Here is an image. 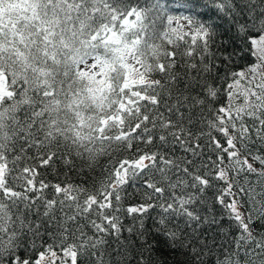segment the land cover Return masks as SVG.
<instances>
[{
  "label": "snow or ice",
  "instance_id": "obj_1",
  "mask_svg": "<svg viewBox=\"0 0 264 264\" xmlns=\"http://www.w3.org/2000/svg\"><path fill=\"white\" fill-rule=\"evenodd\" d=\"M174 6L190 14H169L165 0H146L143 7L139 0H0V264H65L57 249L71 264L78 256L87 264H146L143 250L152 246L142 218L153 208L159 210L156 232L171 247L188 249L179 224L170 225L180 218L186 227L219 223L192 207L203 202L213 180L223 182L216 202L235 222L238 238L217 251L192 247L186 253L191 264H205L206 255L212 264H264V235L257 238L252 228L264 222V185L258 191L249 179L264 178V0H179ZM214 20L234 35L231 50L218 49L212 58L226 66L246 61L230 73L229 104L220 107L213 104L219 77L203 79L216 67L206 58L219 27ZM153 73L165 83L151 79ZM241 82L244 102L236 106L233 89ZM193 125L202 127L193 131ZM205 136L215 158L203 159ZM133 140L157 141V151L121 160L99 198L81 200L84 189L73 185L37 184V167L28 163L43 167L57 155L94 160L106 146L130 149ZM29 149L37 152L29 155ZM136 180L154 202L122 209L120 192ZM241 194L248 214L236 198ZM121 211L135 215L140 229L125 228ZM124 231L144 240L138 257L134 241L124 246ZM109 236L120 246L112 247Z\"/></svg>",
  "mask_w": 264,
  "mask_h": 264
},
{
  "label": "trees",
  "instance_id": "obj_2",
  "mask_svg": "<svg viewBox=\"0 0 264 264\" xmlns=\"http://www.w3.org/2000/svg\"><path fill=\"white\" fill-rule=\"evenodd\" d=\"M146 0H139L141 7L145 6ZM168 3L169 8L168 12L172 15H179L183 13L184 15H189L190 13L187 10L180 9L175 7L179 0H165ZM133 4L137 3V0H132ZM219 25L217 28L215 43L211 45L210 52L207 55V59L210 64H215V68L211 71L208 76H205L203 79H207L211 82L212 79L219 77L216 80V86L219 89V95L216 100L213 102L215 107L226 106L228 102V91L227 83L231 82L230 73L232 71H239L246 61L237 60L234 65H224L220 63L219 59H213L212 53L215 52L217 57L220 55L218 49L222 50L227 47L229 50L233 47L232 37L233 32H227L228 24L222 20L210 21ZM175 39V37H174ZM186 38V41L189 40ZM180 43L185 44V41ZM238 44L239 41H236ZM170 50H175L171 49ZM183 51V48L181 49ZM199 62V61H197ZM182 63V61H180ZM138 67V66H137ZM179 74L186 75L187 73L183 68L177 67ZM225 74H228L229 79L226 81L224 79ZM151 79H159L161 83H165L164 76L160 73L151 74ZM177 87L183 89L184 84L180 83ZM175 94V93H173ZM202 125H193V131H200ZM207 131V129H204ZM217 138L221 137L219 133H213ZM207 136L201 138L200 143L204 145V156L203 159H207L209 156L215 158L214 153L207 148L205 142ZM158 142L154 141L153 144H147L143 141H132V147L126 148L120 145L113 143L111 146H106L104 149H101L98 154H96L94 160L80 159L75 155H72L70 158L65 156L64 159H61L59 155L54 156L52 161L46 166L40 167L38 160H29L28 163L35 165L37 167L38 175L35 177L37 184L39 181L43 180L45 183L50 185L59 184L61 187L66 185H73L77 188L84 189L80 195V199L83 200L87 195H97L99 198V190L103 185L108 181L109 174L113 172L114 168L117 167L121 160L129 159L134 160L139 155L144 153H149L157 151ZM62 151V150H61ZM37 152L36 149H29V155H33ZM175 154L177 156L182 155V150L177 148ZM250 181L255 183L257 190L261 189V186L264 185V178H261L259 183H256V177H249ZM239 185L245 184L244 176L241 175L238 177ZM143 184L142 180H136L135 182L129 181V184L124 186V189L120 192L121 201L119 205L122 209H126L129 206H137L144 203H152L154 201H149L145 196V190L141 187ZM223 187V182L212 181V186L208 188L203 195L201 196V202L192 205V207L199 213V215L204 218L208 217L211 219L215 217L219 220L218 224H207L202 223L198 227L195 225L193 227H186L184 220L180 218L178 221H173L172 225L175 226L176 223L179 224L182 233L187 237V241H190L189 248H173L170 246L171 242L166 240L163 235H160L156 232L155 220L157 219L158 209H150L148 213L144 215L143 219V231L144 236L147 240V244L151 245V251L143 250V255L146 259V264H191L190 258L186 253L192 248L195 247L198 251L203 250L208 252V250L217 251L220 249L221 245H224L225 248L231 246L234 241L238 238L239 229L236 227L235 222L229 220L224 215V208L216 202V196L219 194L218 189ZM54 189L49 187L45 190V194L51 198ZM167 194V193H166ZM241 206V211L245 214H248L250 211V204L247 199L241 194L236 197ZM264 201V197H260ZM232 197H225L226 202H230ZM113 204H116V201L113 199ZM95 207V206H94ZM107 211V210H106ZM59 215V213H57ZM125 228L133 227L135 229H140V220L133 217H129L125 211L119 213ZM255 215V213H253ZM221 217H224L221 219ZM254 235L259 238L261 235H264V222L256 221L252 225ZM85 232L92 234V229L88 226L85 227ZM45 240H49L48 236L45 235ZM109 244L112 247H119L114 238L109 236L107 237ZM124 246L128 247V241H134L132 245L133 254L137 257L140 255V252L137 249L140 248V245L144 243L143 239H138L135 234L129 235L127 231H124L121 236ZM51 242V241H49ZM39 243V242H38ZM57 252L61 253L59 249ZM205 264H212V257L206 255L204 257ZM56 264H60V260L56 261ZM67 264V263H65ZM70 264V263H69ZM77 264H87L85 257L78 256ZM115 264V262H114ZM127 264V261H125ZM132 264H136L135 261H132Z\"/></svg>",
  "mask_w": 264,
  "mask_h": 264
},
{
  "label": "rangeland",
  "instance_id": "obj_3",
  "mask_svg": "<svg viewBox=\"0 0 264 264\" xmlns=\"http://www.w3.org/2000/svg\"><path fill=\"white\" fill-rule=\"evenodd\" d=\"M244 88H245V83L244 82H241V84H239V85H237V86L234 87V89H233L234 99L232 100V104L233 105L238 106V105H242L243 104L244 99H243V96L241 95V93H242V91H243ZM228 102H229V99H228ZM57 255L59 257H61L62 259H64L65 260V263H67V264L70 263L71 264L70 258H64L62 252L61 253L57 252Z\"/></svg>",
  "mask_w": 264,
  "mask_h": 264
}]
</instances>
